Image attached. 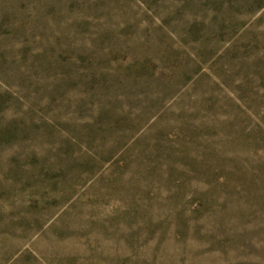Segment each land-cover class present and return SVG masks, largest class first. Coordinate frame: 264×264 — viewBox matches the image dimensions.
<instances>
[{
	"label": "rangeland",
	"instance_id": "374dc122",
	"mask_svg": "<svg viewBox=\"0 0 264 264\" xmlns=\"http://www.w3.org/2000/svg\"><path fill=\"white\" fill-rule=\"evenodd\" d=\"M0 264H264V0H0Z\"/></svg>",
	"mask_w": 264,
	"mask_h": 264
}]
</instances>
